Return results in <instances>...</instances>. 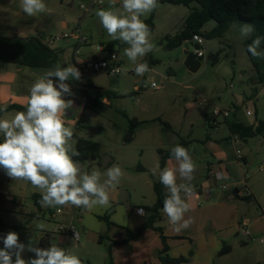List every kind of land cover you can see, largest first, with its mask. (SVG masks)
Segmentation results:
<instances>
[{"label":"rangeland","instance_id":"374dc122","mask_svg":"<svg viewBox=\"0 0 264 264\" xmlns=\"http://www.w3.org/2000/svg\"><path fill=\"white\" fill-rule=\"evenodd\" d=\"M97 1L101 3L91 9L93 0H45L50 12L34 17L22 11L20 0H11L7 6L0 5V17L4 15L8 22L1 32L2 37L28 38L38 34L56 37L81 29L89 39L88 46L82 50L84 55L96 53L99 45L106 46L117 41L116 51L125 60L124 71L117 78L118 83H114L106 73L89 75L88 79L96 90L108 95V101L101 110L93 111L86 107L85 97L79 95L75 80L68 81L75 95L66 97L78 104L73 117H64L66 126L74 129V148L79 139L100 146L97 160L88 159L79 163L82 171L91 172L95 169L104 173L113 165H119L123 170L118 187L110 194V206H96L92 210L75 207L74 224L81 234V242L77 244L65 238L59 240V225L64 224V219L71 220L69 213L72 206H36L33 196H42L40 190L27 181L10 179L0 169V248L4 246L2 237L12 231L18 234L19 241L26 246L30 241L39 248H49L55 244L70 249L84 264H108V250L114 240V231L121 233V228L127 227L129 219H132L127 207L138 206L144 198L140 195L139 181L135 180L140 175L134 170L141 164L143 151L149 160L155 158L152 146L155 135L162 139L165 147V141H177L179 137L187 139V133L189 139H199L211 133L207 123L214 109L227 110L233 115L231 120L247 126L264 122V61L253 56L251 60L246 45L250 36L245 38L240 34L243 24L233 23L221 39L204 40L202 66L197 73H191L184 65L187 57L185 52L188 50L193 54L194 48L185 43L175 49L168 48V39L175 38L183 31L189 9L162 4L154 12L142 16L141 19L146 21L154 14L155 28L151 31L150 41L155 47L153 51L139 57L136 63L148 56L157 61L148 73L158 80L160 89L154 91L150 88L147 76L143 79L128 73L129 69L135 67L124 54L128 45L112 40L107 34L96 12L107 9L108 0ZM81 5L91 10L85 13L80 9ZM114 10L122 11L121 0H117ZM215 27V22H209L204 31L211 32ZM72 45L66 41L58 44L68 47V53L72 52ZM11 70L18 75L14 90L29 96L30 88L38 77L28 68L17 70L16 66H12ZM143 84L145 87H142ZM247 110L252 112V116H247ZM15 112L11 111L0 118L10 119ZM133 119L140 125L131 131L130 121ZM179 119H186L188 129L180 130L177 134L166 131L160 123L171 127L179 123ZM190 123H193V129ZM219 134V138L228 135L226 125L222 126ZM128 136H132V139L125 143ZM247 141L241 148L254 153L251 181L256 180V188L264 193V171L257 170L264 163V135ZM58 208H62L66 215L52 220L51 213H55ZM255 211L260 212L258 207H255ZM40 222L45 224L44 230L37 229L36 225ZM101 236L103 243L99 244ZM262 248L264 245L259 242L251 244L247 250L236 252L235 260L241 264H255V255ZM22 258L29 260L35 258V254L25 251ZM259 259L258 262L264 264V257Z\"/></svg>","mask_w":264,"mask_h":264},{"label":"clouds","instance_id":"9594fccd","mask_svg":"<svg viewBox=\"0 0 264 264\" xmlns=\"http://www.w3.org/2000/svg\"><path fill=\"white\" fill-rule=\"evenodd\" d=\"M20 3L28 16L50 12L45 0H20ZM116 3L117 0H108L109 7L97 10L96 16L112 40L128 45L124 54L135 64L136 75L143 76L150 71L149 66L136 61L153 51L155 46L150 41L151 31L141 17L154 11L158 2L121 0L122 11L114 10ZM253 31L252 25H241L242 37L251 36ZM261 44L262 38L257 36L247 51L253 57H264ZM80 79L81 72L74 64L48 69L32 84L26 110L15 112L10 119L0 118V169L10 179L27 181L39 189L42 207L74 206L85 210L96 206L109 207L110 194L116 190L124 174L119 165H113L104 173L95 169L82 171L73 159L79 155L73 144L74 129L66 126L64 117L66 110L75 107L73 99H66L75 95L68 81ZM0 113L8 115L6 105L0 106ZM171 158L177 166L159 170L160 183L167 190L160 211L168 218L173 230L180 232L193 222L191 218L185 219V214L190 211L187 201L194 194L190 182L196 165L189 150L180 145L172 147ZM178 175L187 183H178ZM137 211L141 216L146 214L144 208ZM36 227L44 230L45 224L40 222ZM2 239L0 264H82L70 249L55 244L39 248L30 241L26 246L12 231ZM25 251L34 253L35 258H22Z\"/></svg>","mask_w":264,"mask_h":264},{"label":"crops","instance_id":"0c3cea01","mask_svg":"<svg viewBox=\"0 0 264 264\" xmlns=\"http://www.w3.org/2000/svg\"><path fill=\"white\" fill-rule=\"evenodd\" d=\"M7 23V18L2 15L0 17V36H2L3 29L8 26ZM67 49L66 46H58L57 48L60 52L61 67H66V63L70 64L72 52L68 53ZM88 54H91V52ZM249 56L252 60L250 53ZM148 58L151 64L148 66H155L157 61L151 56L143 59V61L139 60L137 64L145 63ZM261 59L264 61V57H261ZM123 61L125 64L124 59ZM22 68L18 69L17 67V70ZM11 69L12 65L7 70L0 72V103L2 106L6 105L7 107L13 104L25 107L28 96H23L14 90L18 75ZM153 79H155L153 76H147V81ZM113 82L118 83L117 79ZM232 116L222 121L218 128L212 127L211 118L208 119L207 125L211 133L204 134L196 140L189 139L187 133V139L179 137L177 141H165L167 146L165 147L160 137H156V135L153 137L152 146L155 151V158L149 160L143 151L142 161L138 167H141L144 171L134 170L136 174L140 175L135 180L139 181L140 195L144 198L138 206L134 208L127 207L128 214L132 216H130L132 219H129L127 227L121 228V233H117L116 230L113 233L114 240L111 242L120 243L112 250L114 264H163L161 257L164 255H168L172 259L185 258L187 259L185 264H241L239 261L236 262L235 253L247 250L251 244L260 243V240L264 237V193H260V190L256 188V180L251 181L250 172L253 166L252 157L254 153L241 148V145L244 147L248 141L241 139V142L237 145L232 144L230 141L233 135L230 133L228 125L231 122H236L231 120ZM185 121L186 119H179V123L172 124V131L170 132L177 134L180 130L188 129V124ZM190 124L191 129H193V123ZM223 125L227 126L228 135L219 138L217 135L220 136L219 132ZM182 141L188 143L189 153L196 165L194 178L190 182L195 194L187 201L190 203V211L185 214V219L191 218L193 222L187 229L176 232L173 230V226L170 225L168 218L160 211V218L154 226L160 229L161 232L148 229L138 239L125 243L127 230L136 231L149 218L146 211L145 216H138L135 210L152 207L156 203L154 184L160 181L159 170L161 169L158 151H169L172 147L180 145ZM168 145L170 146L168 147ZM237 151L241 152V158L237 156ZM176 166L174 159H168L165 163V167L174 168ZM154 169H156L155 175L153 174ZM211 170L219 174L222 181H217L213 176H210L209 172ZM245 176L249 177L247 180L251 192L249 198H245L243 191L240 190ZM177 182L187 183L179 175ZM262 187H264V181ZM165 193L167 195L166 189ZM255 207H258L260 212H256ZM78 212L80 211L78 210ZM53 214L54 212L51 213V219L56 220L57 217L52 218ZM64 221V224H66L71 220L64 219ZM243 222L249 224L250 234L248 236L238 232V228ZM61 225H59V228ZM59 233V240L60 238L67 240L60 230ZM241 237L247 240H243ZM98 242L99 244L103 243L102 236L99 237ZM165 247L167 248L166 253L164 252ZM225 247H229L230 251L222 254L221 252ZM261 257H264V248L261 249L260 253H256L255 264H260L258 260Z\"/></svg>","mask_w":264,"mask_h":264},{"label":"trees","instance_id":"16d2710c","mask_svg":"<svg viewBox=\"0 0 264 264\" xmlns=\"http://www.w3.org/2000/svg\"><path fill=\"white\" fill-rule=\"evenodd\" d=\"M158 5L168 4L173 6H184L190 10L188 17L185 19L183 31L175 38L168 39V48L175 49L182 46V44L190 40L194 35H200L204 40L221 39L228 32L233 23L250 24L254 31L250 38L246 41V45L251 44L252 40L257 36L262 38L261 48L264 49V0H157ZM155 11V10H154ZM153 11V12H154ZM154 14L143 21L146 23L150 31L154 30ZM215 22L216 27L211 32H205L204 28L209 22ZM117 41L111 42L105 46L107 52H115ZM249 53V52H248ZM60 52L58 50H51L41 44L36 36L28 38H6L0 36V72L5 71L8 66H21L28 68L32 72L36 68L53 69L60 66L59 60ZM202 60V58L200 59ZM149 58L145 60L149 66L151 65ZM90 89L96 90L91 80H89ZM100 92L101 90H96ZM108 98L104 92L99 98ZM0 106L1 103H0ZM105 104L99 99L87 98L86 107L93 110H101ZM25 107L20 105H9L7 113L11 111H25ZM5 113H0V117ZM166 131H172L170 125L160 122ZM140 123L133 119L130 121L131 131L136 129ZM229 131L232 135H237L243 141L252 139L254 137L264 134V122H259L256 126H247L242 123L231 122L228 125ZM180 146L188 149V143L182 141ZM78 156L73 159L78 163H84L88 159L97 160L99 158L100 146L96 143L79 139L75 145ZM189 150V149H188ZM160 156V167L165 168V163L171 158V150L158 151ZM138 171H144L141 167ZM165 187L160 181L154 184V192L156 195V203L152 207H145L144 210L149 214V218L145 224L140 226L136 231L131 232L127 230V237L125 243L138 239L144 231L153 229L161 232L160 229L155 228V223L160 218V209L162 202L166 196ZM42 196H33L36 206L40 207V199ZM249 200V199H248ZM120 243L113 242L109 247V263L114 264L112 259L113 247ZM2 249V248H0ZM230 251L229 247L221 252L222 254ZM164 252H167L165 247ZM13 259H15L13 257ZM163 264H185L187 259L179 258L172 259L168 255L161 257Z\"/></svg>","mask_w":264,"mask_h":264},{"label":"built area","instance_id":"2783aa9c","mask_svg":"<svg viewBox=\"0 0 264 264\" xmlns=\"http://www.w3.org/2000/svg\"><path fill=\"white\" fill-rule=\"evenodd\" d=\"M97 3L100 4L101 2L97 0H93L91 4V9H93ZM80 9L85 11V13H88L91 10L86 8L84 5H81ZM36 37L41 42V44H43L44 46H46L51 50H57L58 44L62 41L73 43L70 64H74L81 72V79L79 81L75 80V84L78 90L83 93V96L85 97V103L88 97H91L93 99H99L104 104L107 103L108 99L106 97L99 98V96L103 94L102 92H98L96 90L90 89L88 78L89 75L93 73L94 74L106 73L109 78L115 81L123 73L125 66L124 61L118 52L116 51L111 53L107 52L105 46L99 45L98 47H96V53L84 55L82 50L88 46L89 39L85 34L82 33L81 29L71 30L69 32L60 34L56 37H45L40 34L36 35ZM184 43L187 45L190 44L198 45L200 49L195 50L193 55L198 59L204 57V54L202 52V46L204 44L203 37H201L200 35H194L190 40H187ZM77 61H82V62L78 63ZM133 69L134 67L132 69H129L128 73L132 75H136ZM149 72L139 77L144 79L146 76H148ZM142 87H145V85L143 84ZM150 88L154 91H158L160 89L157 79H153L150 81ZM246 114L247 116H252V112L250 110H247ZM230 116L231 114L227 110L214 109L211 115V126L214 128H218L220 123L228 119ZM230 141L232 144L237 145L241 142V139L239 136L233 135ZM237 156L239 158L242 157L240 151H237ZM258 170L259 171L264 170V163L258 168ZM209 175L213 176L217 181H222V177L216 172H214V170H211L209 172ZM218 176L220 178H218ZM248 178H249L248 176H245V180L241 183L240 186V190L243 191L245 198H249L251 196V192L247 184ZM193 193L195 194L194 191ZM138 209L135 210V213L136 215L141 216L138 214L137 211ZM76 211L77 210L75 209V207L72 206L71 211L69 213V215L71 216V221L66 224H62L59 230L63 235H65L67 240H73L75 243L78 244L81 241V234L76 228L73 221V219L76 216ZM63 214H65L63 209L58 208L56 212L52 215V218H56L57 216H61ZM248 227H249L248 222L247 223L243 222L241 226H239L238 232H240L244 236H248L250 234ZM260 243L264 244V237L260 240ZM82 264L84 263L82 262Z\"/></svg>","mask_w":264,"mask_h":264},{"label":"water","instance_id":"95a60500","mask_svg":"<svg viewBox=\"0 0 264 264\" xmlns=\"http://www.w3.org/2000/svg\"><path fill=\"white\" fill-rule=\"evenodd\" d=\"M11 0H0V5L1 6H7L8 4H10ZM191 47L194 48V50H198L200 49V47L196 44H190ZM186 54V59H185V62H184V65L185 67L188 69L189 72L191 73H197L201 66H202V63H201V60L196 58L193 54H191L188 50L185 52ZM19 68H22L21 66H17ZM48 70L46 68H36L33 70V74L36 76V77H40L44 74V72ZM79 95L83 96V93L81 91H79ZM74 104H75V107L72 108V109H69V110H66V117L67 118H71L73 117L75 114H76V111L78 110V104L77 102L74 100ZM132 136H128L125 138V143H128L130 142Z\"/></svg>","mask_w":264,"mask_h":264}]
</instances>
